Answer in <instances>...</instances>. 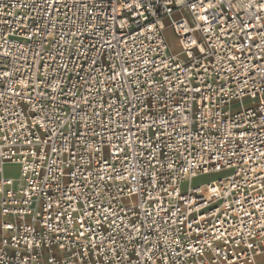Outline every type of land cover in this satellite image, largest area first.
Returning <instances> with one entry per match:
<instances>
[{"label":"built area","instance_id":"built-area-1","mask_svg":"<svg viewBox=\"0 0 264 264\" xmlns=\"http://www.w3.org/2000/svg\"><path fill=\"white\" fill-rule=\"evenodd\" d=\"M0 217V264H264V0H0Z\"/></svg>","mask_w":264,"mask_h":264},{"label":"rangeland","instance_id":"rangeland-1","mask_svg":"<svg viewBox=\"0 0 264 264\" xmlns=\"http://www.w3.org/2000/svg\"><path fill=\"white\" fill-rule=\"evenodd\" d=\"M167 34L169 35V38L171 39L172 44H174L175 40H174L173 34H171L170 31H168ZM253 104H255V102H246V106H253ZM241 108H243L242 104H238V105L234 106L235 111L239 110ZM19 172H20V168L18 166H13V165H7L6 166V172H5L6 177L9 176V177H13V178H18ZM209 178H214V177H205V178H202L201 180H196V181H194V184L202 183L203 181H205ZM0 222H1V217H0Z\"/></svg>","mask_w":264,"mask_h":264}]
</instances>
